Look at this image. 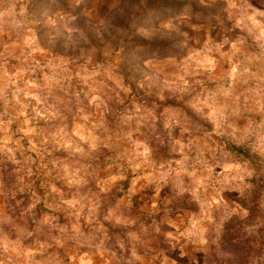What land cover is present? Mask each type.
Wrapping results in <instances>:
<instances>
[{"label":"rangeland","instance_id":"1","mask_svg":"<svg viewBox=\"0 0 264 264\" xmlns=\"http://www.w3.org/2000/svg\"><path fill=\"white\" fill-rule=\"evenodd\" d=\"M0 264H264V0H0Z\"/></svg>","mask_w":264,"mask_h":264}]
</instances>
